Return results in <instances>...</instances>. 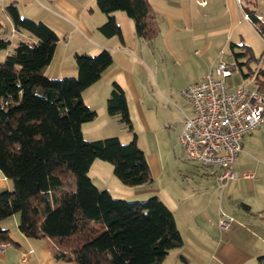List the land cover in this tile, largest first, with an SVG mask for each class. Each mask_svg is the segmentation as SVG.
Wrapping results in <instances>:
<instances>
[{
    "label": "trees",
    "instance_id": "obj_1",
    "mask_svg": "<svg viewBox=\"0 0 264 264\" xmlns=\"http://www.w3.org/2000/svg\"><path fill=\"white\" fill-rule=\"evenodd\" d=\"M108 18L100 27L123 40L116 11L133 21L138 38L153 44L160 34L157 14L149 0H96ZM14 27L29 33L0 62V169L11 190L0 193V222L19 214V229L29 238H47L56 260L76 264H161L182 247L183 237L170 206L158 195L127 200L96 186L89 175L95 159L111 162L114 174L129 186L154 181L145 152L137 143L126 91L113 82L107 99L108 114L117 117L132 139L118 136L97 140L84 137L82 125L97 111L83 99V91L96 83L113 63L112 52L76 53L78 75L51 78L46 74L59 35L40 20L22 16L15 3L6 7ZM246 14L259 34L264 22L255 10ZM11 41L0 38V49ZM236 61L256 59L247 44L236 45ZM239 63V62H238ZM241 64V63H239ZM229 65V64H228ZM230 66V65H229ZM254 73L255 87L264 92V69ZM9 229L0 226V241L10 242ZM257 264H264V255Z\"/></svg>",
    "mask_w": 264,
    "mask_h": 264
},
{
    "label": "crops",
    "instance_id": "obj_2",
    "mask_svg": "<svg viewBox=\"0 0 264 264\" xmlns=\"http://www.w3.org/2000/svg\"><path fill=\"white\" fill-rule=\"evenodd\" d=\"M149 1L160 24V34L153 44L136 36L134 21L123 11L115 12V18L123 32V40L119 36L104 35L100 27L108 16L98 8L96 0H0V38L11 41L7 49H0V62L5 60L18 42L31 39L27 31H19L14 27L6 10L11 3L16 4L22 16L43 21L59 35L53 61L46 69V74L51 78L77 76L76 53L95 55L103 49L110 50L113 55L112 65L104 71L99 81L83 91L84 102L97 111L95 119L83 123L84 137L87 140L111 136H118L122 141L132 139V133L107 111V99L112 84L116 81L126 91L137 143L144 152L140 131L135 129L132 105L146 108V99H152L166 110L169 108L167 102L176 106L175 109L169 108L170 116L176 123L174 136L181 146L180 151L184 149L185 158L187 153L179 137L184 126V115H190L192 108L188 100L181 104L180 97L184 98L181 91L185 85L198 82L208 75L210 69L223 56L221 52L225 54L228 47L229 54L226 56L231 61L228 60L227 63L233 71L237 69L236 62L241 63L240 72L244 78V74L251 72V68L264 69L260 65L253 68L250 62L246 63L247 57L243 55L244 58L239 56L236 61L231 48L234 44V50L238 52L241 49L236 45L247 44L251 47V42L248 41L251 39L249 32L250 26L254 25L245 17V10H255L257 16L264 20V14L259 12V8H263L264 0ZM13 35H19L18 40L15 41ZM170 66L173 72V68H180L187 73L197 69L200 77L194 80L185 79L174 91L168 77ZM243 68L247 70L244 71ZM244 81H249L251 85H248L255 87L250 78ZM229 84L235 87L247 83ZM146 122L147 126L148 123L153 124L148 118ZM166 128L146 129L158 152L150 155L145 152L154 179L160 178L159 175L166 172L167 161L171 158L172 149H168L165 156L161 153L163 139L160 137H164L162 133L165 132L170 134V130ZM242 144V150L232 167L238 175L236 179L222 180L220 177L223 169L202 167L190 162L197 180H194L195 186H192L191 193L187 195L183 193L187 192L186 187L179 188L174 184L177 182L176 177L174 180L168 178L161 181L162 185L158 187H154L156 182H152L150 188L143 185L129 190L115 184V189H122L119 192L113 190L102 177L101 187L116 197L126 199L140 200L154 193L170 206L182 234L183 245L172 250L161 264H257L258 258L264 255V122L244 136ZM181 159L176 157L179 163L177 169L187 166ZM247 174L253 176L246 177ZM11 188V181L0 169V193ZM209 192L211 197L205 199ZM214 197L218 201L217 205L213 204ZM221 210L235 218L229 229H221L219 226ZM15 215L18 216L13 217L12 221L7 222L4 219L0 222V226L5 229L11 231L14 228L13 233L10 232L13 239L10 245L0 251V264H76L56 260L47 238L25 236L19 229L20 216ZM25 252H30L28 261L22 259V253Z\"/></svg>",
    "mask_w": 264,
    "mask_h": 264
},
{
    "label": "built area",
    "instance_id": "obj_3",
    "mask_svg": "<svg viewBox=\"0 0 264 264\" xmlns=\"http://www.w3.org/2000/svg\"><path fill=\"white\" fill-rule=\"evenodd\" d=\"M245 17L250 19L248 14ZM256 74L251 82H255ZM232 75L228 63L219 61L202 80L185 85L181 91L192 113L184 119L179 141L189 159L223 169L222 180L238 177L232 167L242 150L243 138L264 122V92L248 84L232 87L228 82ZM234 221L231 214L220 212V228L229 229ZM9 245L0 241V251ZM22 259L28 261L30 252L22 253Z\"/></svg>",
    "mask_w": 264,
    "mask_h": 264
},
{
    "label": "rangeland",
    "instance_id": "obj_4",
    "mask_svg": "<svg viewBox=\"0 0 264 264\" xmlns=\"http://www.w3.org/2000/svg\"><path fill=\"white\" fill-rule=\"evenodd\" d=\"M262 7H263L262 9L259 8V12L261 14H264V5H262ZM250 27L251 28H250L249 35L251 36V39H250L251 41L250 40H248V41L251 42L250 46L252 47L253 54L256 56V59H257V60L256 59H252L250 61V64H252L253 68H256V66H258V65H260L262 68H264V36L259 34L257 32V30H255V26H250ZM13 36L15 37V41L18 40L19 35H13ZM10 39H11V37H10ZM17 44H19V42ZM238 49H240V48L238 47ZM228 51H229V47H228V50L226 52L224 51L225 54H223V56H221V59H219L217 61V63L219 61H225V62H227L228 60L231 61V58L229 56H226V54L227 55L229 54ZM238 51H240V50H238ZM241 57L244 58L242 55H241ZM232 59L234 60L233 57H232ZM241 59H240V61H241ZM257 61H260V62L258 63ZM217 63L214 66H216ZM236 68L237 69L235 71H233L234 75H232L229 78V82L231 84H233V85L234 84H239L241 82H245V83L251 85V83H249V81H247V82L244 81L246 78H244L243 74L240 72V65L237 64V62H236ZM243 69H244V71L247 70L245 68H243ZM173 70H174V72L172 71V66H170V68L168 70L169 71L168 77L170 79V82L173 84L172 88L174 89V91L180 86L182 81H184L185 79L193 78V80H194V79L200 77V75L198 73L199 71L197 69H194V72H191V73H187V71L183 72V71H181L180 68H173ZM185 101L187 102V100L185 98L180 97L181 104H185L186 103ZM167 104H168L170 109H175L176 108V106L173 103L167 102ZM144 105H146V108H142L139 105H137V107L132 105L131 109H132V112L134 114V120H135V123H136V128L135 129L140 131L139 134H140L141 144L144 146L145 152H146L147 155H150L152 153L158 154V152H157L156 146L154 145V143L152 144V141L150 140L151 134H148L146 132V129L147 128H152V129L158 128L159 129V128H165V126H166L167 127L166 129L170 130V134H167L166 132L162 133V134H164V137L161 136L160 139H163L161 141L162 142L161 143V147H162V152L161 153L165 156L166 153H167V150L168 149H172L171 158H169L168 161H167L168 165H167L166 172H162L159 175L160 178L158 177V178L154 179L153 183L156 182V185L154 187H158V185H162L161 181L163 182L165 179L171 178V179L174 180V177H176L177 178V182H175L174 184H176L179 188H183L182 186H184L187 189V192H183L184 195H187V194L191 193L192 186H195L194 180H197L196 176L192 173L193 165L191 163L198 164V165H200L202 167L204 165H201L200 163L189 159L187 156H185L186 159L183 157V155H184L183 154V150L184 149L182 148L183 150L181 149V151H180V147L181 146L176 142V137L174 136L175 135L174 130L176 128V123L171 120V116H170L171 112H170L169 108L166 110V108H164V107H162V108L159 107L157 105V103L154 100H152V99H146ZM166 111L169 114L166 113ZM185 116L186 115H184V118H185ZM147 118L150 119L153 122V124L148 123L149 127L147 126V122H146ZM122 125H123V127L126 128V126L124 124H122ZM173 137H174V139H173ZM123 140H124L123 142H128L131 139H123ZM170 141H171V143H170ZM146 142H148L150 146ZM163 149H164V151H163ZM176 157L177 158H182L181 160L185 161L187 166L186 167L180 166L179 169H177V166H178L179 163L177 162ZM205 167H209V166H205ZM204 170H205V168H204ZM89 175L92 178L94 184L96 186H98L101 190H104L101 187V181H100V178H102V177L105 178L109 182L107 184L111 188H113V190H117L116 192L121 191L123 188L130 190L132 187H139V186H129V185H126V184L122 183L116 177V175L114 174V166H113V164L111 162L107 161V160H103V159H100V158H97V160H96L95 164L93 165L92 169L90 167ZM115 184L120 185V187L122 189L121 190H120V188L119 189H115V188H117L115 186ZM151 185H153V184L151 183L149 185H144V187H149L150 188ZM112 192H114V191H112ZM153 194L154 193H152L151 195H148L147 197H143V199H140V200H144L146 198H149L151 196L156 195V194H154V195ZM113 196L116 197V195H113ZM208 197H211L210 192H209V195L205 196V199H207ZM127 200H139V199H127ZM214 203L216 205L218 204V201H217V199L215 197H214L213 204ZM221 212H226V211L225 210H221ZM176 213H178V212H176ZM15 216H18V215L14 214V215L8 217L7 218V222L12 221L13 217H15ZM13 230H14V228H12L10 232L13 233ZM255 263H256V261H255Z\"/></svg>",
    "mask_w": 264,
    "mask_h": 264
}]
</instances>
